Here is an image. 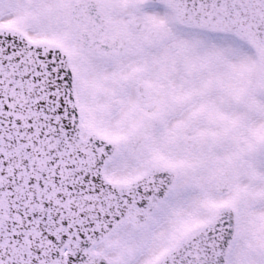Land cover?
<instances>
[{"label":"snow or ice","instance_id":"6c2138e0","mask_svg":"<svg viewBox=\"0 0 264 264\" xmlns=\"http://www.w3.org/2000/svg\"><path fill=\"white\" fill-rule=\"evenodd\" d=\"M0 264H264V0H0Z\"/></svg>","mask_w":264,"mask_h":264}]
</instances>
